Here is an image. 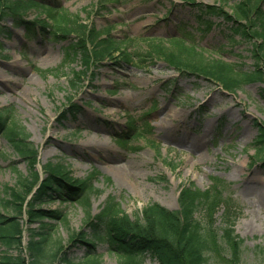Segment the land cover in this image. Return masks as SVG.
I'll return each mask as SVG.
<instances>
[{
	"label": "rangeland",
	"instance_id": "rangeland-1",
	"mask_svg": "<svg viewBox=\"0 0 264 264\" xmlns=\"http://www.w3.org/2000/svg\"><path fill=\"white\" fill-rule=\"evenodd\" d=\"M37 1L93 29L101 39L121 43V53L85 69L69 49L75 35L28 38L11 19L2 23L8 33L0 36V110H13V120L30 136L38 158L33 167L0 135V215L19 221L25 229L31 227L29 207L20 199L27 190L19 181L33 171L43 178L48 164L63 165L72 178L92 184L91 216L114 198L132 220L152 204L177 210L184 186L209 191L217 178L229 186L224 197L240 209L235 231L245 244L241 257L231 258L230 249L217 237L220 214L214 215L208 223L213 234L209 264H264V252L257 250H264V207L258 208L256 197L264 193V161L254 148L255 123L264 126V83L244 84L229 92L203 77L182 76L155 52L156 46L171 49L167 41L182 38L202 50L207 61H222L248 73L256 62L251 44L233 37L230 27L215 18L209 19L214 24L211 30L202 32L194 10L173 0ZM47 17L32 9L25 19ZM124 56L133 58V64ZM260 67L264 73V62ZM3 74L16 81L5 83ZM133 127L144 128L143 134L124 144L123 135ZM96 134L104 137L101 150L91 149L98 143L92 139ZM115 166L119 169H112ZM41 209L67 217L68 226L50 223L53 239L61 241L60 251L67 259L82 262L86 242H92V230L85 227L86 210L79 203L58 200ZM83 228L90 237L73 243L72 236ZM28 239L25 231L24 246ZM15 251L10 253L16 255ZM94 252L102 264H124L106 242H98ZM139 261L159 264L149 255Z\"/></svg>",
	"mask_w": 264,
	"mask_h": 264
},
{
	"label": "trees",
	"instance_id": "trees-1",
	"mask_svg": "<svg viewBox=\"0 0 264 264\" xmlns=\"http://www.w3.org/2000/svg\"><path fill=\"white\" fill-rule=\"evenodd\" d=\"M174 1L194 10L200 25L204 27L202 32L211 30L214 24L209 19L215 18L230 27L233 37H240L241 41L250 43L256 61L255 70L241 73L234 65L207 61L202 50L182 38L167 41L171 49L162 50V47L156 46L158 56H164L165 61L182 76L203 77L229 92H235L244 84L264 83V73L260 71V65L264 62V0H213V5H203L196 0ZM32 9H40L48 16L47 21L28 22L26 14ZM8 18L17 27H23L28 38L42 36L59 40L75 35L69 49L74 57L82 60L85 69L121 53V43L107 37L101 39L93 29L69 19L54 6H47L37 0H0V36L8 33L2 26ZM188 35L186 33L183 37ZM154 42L157 45L165 44L162 41ZM135 56L138 58V54ZM123 58L125 62L133 64L130 56ZM77 78L80 76L77 75ZM72 87H76V82L73 81ZM262 95L264 97V89ZM70 109L77 112L74 105ZM255 125L258 129L254 142L255 155H260L264 161V126ZM143 130L133 127L130 134L123 135V143L128 144L129 137L131 140L140 137ZM0 135L8 140L19 157L34 167L38 158L37 150L29 142L30 136L13 120L12 109L0 110ZM44 171L43 178L33 171L29 178H21L19 181L21 189L27 190L25 197H21V193L18 195L24 203L27 202V218L31 227L25 229L19 221L8 220L0 215V247L4 248L0 249V264H40L46 261L54 264H102L100 256L94 252L98 242L108 243L110 252L122 257L124 264H139L140 257L146 255L159 264H209L208 254L211 253L213 234L208 223L210 220L213 222L212 217L216 214H220L217 237L230 249L231 258L237 259L242 255L245 242L235 231L240 209L224 197L229 186L220 179L213 178L209 191H201L193 184L184 186L179 195L177 210L171 211L152 204L132 220L114 198H109L100 212L91 216L92 184L72 178L63 165L48 164ZM55 200L79 203L87 212L85 227L92 230V242H86L88 252L80 263L67 259V255L60 251L61 241L53 239L50 223L61 222L68 226L67 217L60 211L41 209ZM21 212L19 209L18 213ZM35 224H39V227H32ZM84 228L72 236L73 243L88 240L90 236L84 233ZM25 231L29 236L26 246L22 243ZM11 250H16V255L10 253ZM257 250L264 252L259 247ZM24 255H28V259Z\"/></svg>",
	"mask_w": 264,
	"mask_h": 264
},
{
	"label": "bare ground",
	"instance_id": "bare-ground-1",
	"mask_svg": "<svg viewBox=\"0 0 264 264\" xmlns=\"http://www.w3.org/2000/svg\"><path fill=\"white\" fill-rule=\"evenodd\" d=\"M2 76H4V78L6 79V81H5V83H9V82H12V81H16V80H8L7 79V76H5L4 74L2 75ZM0 77H1V75H0ZM1 79V78H0ZM103 136L102 135H98V134H96V135H94V137H92V139L94 140V141H97L98 140V143L96 144V145H91L92 147H91V149H95V150H98V149H100L99 147H100V145H101V142H102V140H103ZM101 150V149H100ZM90 157H92V155H89ZM96 161H100V159L99 158H96ZM112 169H115V170H117V169H119L118 167H112ZM256 197L260 200V203L258 204V208H260L261 206L262 207H264V193H261V192H258L257 193V195H256ZM251 206H253V204H251ZM256 205L254 204V207H255Z\"/></svg>",
	"mask_w": 264,
	"mask_h": 264
}]
</instances>
